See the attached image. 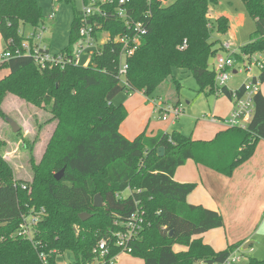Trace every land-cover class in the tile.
<instances>
[{"label": "trees", "instance_id": "obj_1", "mask_svg": "<svg viewBox=\"0 0 264 264\" xmlns=\"http://www.w3.org/2000/svg\"><path fill=\"white\" fill-rule=\"evenodd\" d=\"M127 1L136 9V18L148 12L149 20L147 34L128 60L125 83L117 78L116 49H105L85 68L70 65L40 71L31 58L23 56L0 62V71H5L0 78V105L7 94H12L44 108L56 122L38 164L33 159V144L23 142L29 154L31 182L15 181L12 167L0 153V264H43L41 254L48 264H56L57 256L66 252L74 256L70 264H109L120 250L111 248L104 263L96 262L98 241L105 238L111 246V235L122 230L121 224L139 210L144 212L148 225L144 223L129 246L130 255L144 264L221 263L241 246L230 245L215 252L201 239H194L222 228L223 219L216 211L188 204L187 197L196 185L178 183L174 175L178 168L193 161L223 176H232L264 141V96L259 92L254 97V113L247 129H226L211 141H195L177 131L126 139L119 129L127 111L113 106L112 100L121 92L152 96L172 78L174 68L189 71L200 91L213 93L215 81L209 61L221 47L216 48L220 41L211 40V35H224L228 30L225 17L212 20L208 16L215 0ZM241 1L254 22V31L239 51L246 55L264 53V0ZM76 15L74 12L71 45L78 38ZM41 26L43 17L36 0H0L3 52L20 45L21 29ZM109 28L114 34L118 32L117 27ZM9 40L12 46H8ZM184 41L186 47L181 49ZM71 51L69 46L61 52ZM172 81L178 92L179 83ZM221 94L230 99L228 89L223 88ZM3 146L0 142V151ZM159 148H163L162 157ZM61 170L62 177L55 180L54 175ZM126 191L129 195L123 197ZM96 195L102 198L101 208L93 206ZM39 210L45 214L34 229L33 239L19 237L23 217ZM81 214L90 217L82 222ZM175 245L187 251L176 253ZM247 264L264 261L251 258Z\"/></svg>", "mask_w": 264, "mask_h": 264}, {"label": "rangeland", "instance_id": "obj_2", "mask_svg": "<svg viewBox=\"0 0 264 264\" xmlns=\"http://www.w3.org/2000/svg\"><path fill=\"white\" fill-rule=\"evenodd\" d=\"M36 2L43 17V27L45 29L43 42L48 47L50 54H58L65 48L72 46L76 58L77 48L76 44L71 45L70 30L74 12H79L83 7L82 0H36ZM211 6L215 12L229 17L226 34L217 35L212 33L211 40L219 39L222 42H229L233 50H238L246 45L249 42L250 34L254 31V22L247 14L242 1L215 0V3ZM212 14L216 16L214 13ZM52 16L53 18L49 19ZM3 51L4 43L0 36V62L2 61ZM77 63L79 67L83 68L91 65L89 57L84 53L78 56ZM212 65L213 59L209 61L211 71ZM3 74H5V71H0V77ZM246 77L247 74L231 76L227 88H238L245 82ZM172 80L179 83L178 92ZM259 91L264 96V82L261 83ZM111 104L115 107L122 106L127 111V117L122 122L119 130L130 140H133L139 134L151 136L158 131H177L185 136H191L193 140L197 137L204 139L212 133L213 124L210 123V118L212 116L225 118L233 108L232 103L225 95H217L215 92L206 94L200 91L191 73L180 68H174L172 78L170 77L164 81L152 96L147 98L140 93L128 94L121 92L112 100ZM177 104L183 109V114L179 119L172 120L168 118L167 121H163L162 117L165 116V113L160 112L159 107H172ZM0 107L2 111L0 116V142L4 143L0 153L3 159L12 167L15 181L31 182L32 169L29 164L28 150L23 147V142L33 144L32 155L35 164H38L52 136L56 122L51 120V114L44 108L35 107L12 94L6 95ZM7 119L13 120L20 127L19 136L12 133ZM197 131H201L200 134ZM128 194L129 192L126 191L123 195L127 196ZM262 211H264V207ZM144 220L147 226L146 216ZM256 225V229L252 232L249 240L232 251L240 257V264H247L251 258L264 261V218L262 223ZM243 231H248L247 225ZM247 243H250V245L244 248ZM226 248L225 244L222 246L221 243L215 246V249L219 251ZM173 251L184 253L187 248L175 245ZM136 260H138V264H144L142 259L136 258ZM73 261L74 256L69 252L57 256L55 260L56 264H70ZM115 262L112 264H116ZM201 263L204 262H197L196 264ZM118 264L128 263L121 261Z\"/></svg>", "mask_w": 264, "mask_h": 264}, {"label": "built area", "instance_id": "obj_3", "mask_svg": "<svg viewBox=\"0 0 264 264\" xmlns=\"http://www.w3.org/2000/svg\"><path fill=\"white\" fill-rule=\"evenodd\" d=\"M83 7L77 12L78 38L76 44L77 57H74V49L70 53L59 52L50 54L48 47L43 42L44 27L35 29H21L19 34L23 36L20 45L12 50L2 53V61L11 57H28L40 71L47 68L63 69L67 66H78L77 58L81 54H86L92 64L94 57L102 55L105 49L117 50V78L125 83V77L128 69V60L134 56L141 45L144 36L147 34L149 13L143 12L139 18L135 17L136 9L129 1L118 0L117 4L110 2H98L96 0L83 1ZM50 17L49 19H52ZM106 24V25H105ZM118 28L117 33L109 28ZM108 27V28H107ZM12 46V41L7 42ZM186 47L184 41L181 49ZM221 52L213 58L212 72L214 73V92L221 94L223 88H227V83L231 76L247 74L245 82L238 88L230 91V102L233 108L225 118L212 116L210 123L223 126L225 129L237 128L247 129V126L254 113V97L260 92L261 75L264 73L263 53L243 54L238 50H233L229 42L221 44ZM231 73V74H230ZM160 112H164L163 121L168 118L177 120L183 114L182 107L178 104L172 107H159ZM25 189V186H22ZM45 214L44 210L32 211L29 215L23 217L18 229V236L32 240L34 229L37 223ZM144 212L136 211L130 218L121 224L122 230L112 234L111 246H108V240L101 239L97 243L95 252L98 257L96 262H105L109 257V249L118 248L120 253L130 254L129 244L136 238L144 226ZM118 256V255H117ZM117 256H113L108 261L112 264ZM43 264H48L44 255H40ZM205 264V263H201ZM214 264H240V257L232 252L223 262Z\"/></svg>", "mask_w": 264, "mask_h": 264}, {"label": "crops", "instance_id": "obj_4", "mask_svg": "<svg viewBox=\"0 0 264 264\" xmlns=\"http://www.w3.org/2000/svg\"><path fill=\"white\" fill-rule=\"evenodd\" d=\"M209 11L216 15L213 16L212 14L211 19L216 20L225 17L229 21L228 16L215 12L211 5ZM222 43L220 41L216 48H220ZM212 127L211 135L204 139L197 137L194 140L211 141L217 133L226 130L218 124H213ZM200 132L197 131L198 134ZM121 134L130 140L129 137ZM174 181L195 184V189L187 197V203L216 211L223 219L222 228L210 230L194 237V239H201L203 244L209 245L215 252H220L215 249V246L220 243L222 246L225 244L226 247L240 243L242 245L252 236L256 224L262 223L264 218V211H262L264 207V141L257 144L253 156L235 169L230 177L223 176L207 167L196 165L193 161H188L176 170ZM123 194V197L129 195L124 196ZM246 225L248 231L244 232L243 229ZM249 245L250 243H247L245 246ZM115 261L116 264L121 261L128 264H138L136 258L125 253L119 254Z\"/></svg>", "mask_w": 264, "mask_h": 264}, {"label": "water", "instance_id": "obj_5", "mask_svg": "<svg viewBox=\"0 0 264 264\" xmlns=\"http://www.w3.org/2000/svg\"><path fill=\"white\" fill-rule=\"evenodd\" d=\"M212 13L213 12L209 11L208 16H211ZM7 123L10 126L12 133L13 134H17L18 131L20 130V127L13 120H11V119H7ZM158 153H159V156L162 157L163 156V148H159L158 149ZM63 172H64V170H61L59 173L55 174L54 175L55 180H60V178L63 175ZM93 206L95 208H101V207H103V201H102V198L99 195H96L94 197ZM89 217H90V215H87V214H81L79 216V218H80V220L82 222L85 221V220H87ZM171 235H172V233H170V236ZM246 247L247 246H245L244 248H246Z\"/></svg>", "mask_w": 264, "mask_h": 264}]
</instances>
